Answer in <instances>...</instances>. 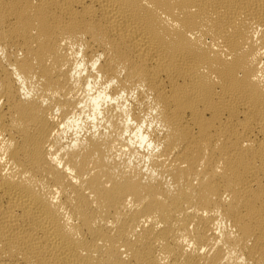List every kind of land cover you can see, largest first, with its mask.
Segmentation results:
<instances>
[{
	"label": "bare ground",
	"instance_id": "bare-ground-1",
	"mask_svg": "<svg viewBox=\"0 0 264 264\" xmlns=\"http://www.w3.org/2000/svg\"><path fill=\"white\" fill-rule=\"evenodd\" d=\"M0 264H264V0H0Z\"/></svg>",
	"mask_w": 264,
	"mask_h": 264
}]
</instances>
